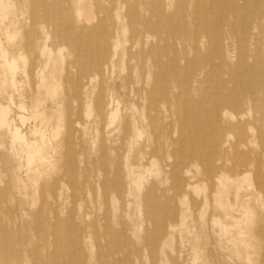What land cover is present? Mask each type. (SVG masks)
<instances>
[{
	"label": "rangeland",
	"instance_id": "374dc122",
	"mask_svg": "<svg viewBox=\"0 0 264 264\" xmlns=\"http://www.w3.org/2000/svg\"><path fill=\"white\" fill-rule=\"evenodd\" d=\"M7 1L8 15L0 21V107L8 108L10 120L9 129L0 126V249L8 248L3 257L12 264H159L164 258L158 251L145 260L142 256L143 238L147 231L153 232L145 220L153 212L145 201L152 198L160 200L161 208L169 213L155 233L157 248L167 243L168 264H264V0H249L245 34L241 27H236L238 32L230 28L236 25V16H241L232 7L244 6L245 0L230 5L221 2L219 22L207 28L219 30L225 39L221 57L215 59L221 60V66L213 69L210 78L204 69L196 72L181 98L175 97L176 87H170L171 103L180 102L197 124L180 122L172 115L151 128L139 126V136L126 124L129 104L140 108V103L127 96L120 59L113 58L112 67L94 77L95 72L91 76L81 70L84 61L76 58L69 42L87 38L100 20L113 49L122 40L116 20L126 13L122 0ZM186 1L190 12L191 0ZM177 2L165 0L170 9L166 17ZM191 18L184 17L186 26L179 39L178 23L173 20L167 31L173 37L171 50L163 43L157 45L167 59L178 48L188 60L194 57L186 40L196 33ZM244 36L246 42L238 41ZM163 37L157 34L148 43ZM208 43L200 39L198 58L217 53L218 47ZM240 44L246 47L243 53ZM179 64L184 66L182 61ZM246 67L251 68L249 96L217 118L213 109L218 110L227 99L222 79L231 70ZM110 99L119 102L112 124L109 115L115 106H109ZM14 129L22 141H12ZM180 132L185 140L181 143L199 152L190 163L177 155ZM130 141L134 142L131 148ZM25 144L41 149V158L28 163ZM140 148L144 152L139 153ZM128 153V163L142 178L141 189L133 188L131 194L123 168ZM151 153L159 174L149 167ZM206 165H211L209 172ZM177 168H181V186L173 189L172 173ZM116 173L121 177L119 191L111 194L105 184H111ZM112 243L120 246L119 251L109 250Z\"/></svg>",
	"mask_w": 264,
	"mask_h": 264
},
{
	"label": "bare ground",
	"instance_id": "6f19581e",
	"mask_svg": "<svg viewBox=\"0 0 264 264\" xmlns=\"http://www.w3.org/2000/svg\"><path fill=\"white\" fill-rule=\"evenodd\" d=\"M130 1L131 0H122L121 1L123 7L126 8V13L123 16L118 15L116 17V20L118 23H120L122 40H120V41L118 40L113 49L109 48V42L111 39L110 34L108 33V31H106L104 29V27L102 25V21H100V20L95 26L92 27L87 38L69 39V42L72 45V48L76 54V58L80 62L84 61V65L80 67L81 70L82 71L84 70L85 72L91 73V76H93V72H95L94 77H96V76L102 75L103 73L107 72V68L113 64V58L117 57L120 59V62L122 63V72L124 73L123 81L129 87L127 96L129 99H135L136 102L140 103V108H138L137 106H135L133 104H129L130 117H129V121L126 122V124L128 125L129 128L132 129L133 134H137L138 136L141 134L139 126H146V127L151 128V127L155 126L157 121L160 119L162 120V122H164V121L167 122V120L172 115H176V119L178 121L181 122V121H187L188 120L189 123L192 126H194L197 123L187 113L186 108L184 106H182L180 102L171 103V101L169 100L168 94L170 92V87L172 85H174V87H176V96L175 97L181 98L182 96L187 94L188 84H190L191 81L195 79L196 72H198L200 69H204L205 70V72H204L205 76L210 78L212 76L213 69L221 66L220 65L222 63L221 60L219 61V63H217L215 61V59H217L218 57H221V56H219L221 54V51H220L221 47L220 46L222 44V41L225 39L221 38L218 35L219 30L218 31L216 30L215 32L214 31L211 32L210 28H209L210 31H207V28L212 23H215L216 21L219 22V16L217 14V11H219L220 6H222L221 2H224V5H228L229 3L232 4L234 0H191L192 5L190 7L188 6V8H190V12H187L188 10H186V8H187L186 2L187 1L186 0H178V2L172 7V9H171L172 12H171L169 17H166V12L170 9H168L167 6L165 5V0H133L134 4H131ZM166 2L171 3V0H166ZM244 4L245 5L241 6V7H235V8L232 7L233 9L231 8L232 9L231 11L238 10L239 13L238 12L237 13L241 14V16L240 15L236 16V20H237L235 23L236 25H230V28L233 31L238 32V29L236 27L237 26L241 27V32H243L245 34V31L247 32L249 29L248 28L249 27V18H250L249 14L251 12L248 11L249 0H245ZM223 7H225V6H223ZM8 10H9L8 1L7 0H0V21L4 20L6 18V16L8 15L7 14ZM220 14L221 13H219V15ZM185 16H188V17L190 16V18L191 17L194 18V19L191 18L190 22L192 23L196 33L192 32L190 34V36H188L186 38L187 44L189 45V50L192 51V54L194 57L192 59L188 60L185 57L186 54L181 52V48H178L179 53L176 52L175 55H173V57L167 59L165 52L160 50V48L157 45H159L160 43H163L164 46L166 47V49H170V50L172 49V47L170 45V39H172L173 37H171V35L169 33H167V31L173 25V20H176L178 23L177 29H179L176 31V37L178 39H179V37H182L183 34H182V31H180V30H183L186 26V21L184 19ZM220 16H222V15H220ZM181 17H183V19H184L183 23H181L179 21V19ZM223 20L225 21V20H227V18H225ZM218 26L222 27L223 25L220 26V24H219ZM215 27H217V26H215ZM211 29H213V28H211ZM221 32H222V30H221ZM127 33L130 34L129 38H128ZM161 33L165 34V37L157 39L155 41V43H154V41H151L152 43H148L149 38L153 39L157 34L159 35ZM202 38H206L209 41V43L212 42V44H214L218 47L217 53L214 54L213 57H209V56L205 55L202 58H198L197 49H198V44L200 43V39H202ZM244 39H245V36L243 39L241 37H239L238 41L246 42V41H244ZM64 43H66V42H64ZM210 46H212V45H210ZM245 48H246L245 46H242V44H240L241 53L244 52ZM214 49L215 48H213V50ZM44 50H45V48H44ZM119 50H120V52H119ZM242 55H244V54H242ZM10 60L11 59L9 58V61ZM180 61H182L184 63V66H181L179 64ZM236 65H237V63H236ZM252 65H254V64H252ZM8 66H9L10 70L14 69L13 63L8 64ZM247 67L245 69H243V68L233 69V70H231V72L229 73V76L226 79H224V78L222 79L221 90L225 92V95H227V99L222 100L221 106L218 110H217L218 107H216L215 110L212 108L213 109L212 113L215 112L217 114L216 117L219 114L221 116L223 111H224L223 112V114H224L226 109H232V108L236 109L237 107H239V105H242L244 103V100L249 96V87H251V86H249V76H250L249 72H250L251 68L247 69ZM252 67H255V66H252ZM221 71H222V69H221ZM73 73H74V71H73ZM255 73H257V72H255ZM259 73H261V72H259ZM91 76H89V82L92 80ZM258 76H259V74H258ZM45 86H47V85H45ZM188 91H189V89H188ZM192 91H193V89H192ZM215 96L217 98V95H215ZM224 96H222V98ZM111 104H113L115 106V109H114V111H111V113L109 115L110 124L115 122V119L118 117V112H119V102H117V101L114 102L113 99H110L109 106ZM208 112H209V110H208ZM8 115H9L8 114V108L0 107V126H5L9 129L10 120H8ZM216 121H217V119H216ZM210 122H211V120H210ZM217 123H218V121H217ZM53 131H55V130H53ZM180 131H182V130H180ZM196 133H197L196 131H193V135ZM11 134H12V132H11ZM12 135H13L12 141H13V138H14V140H20V141L23 140V137L20 135V133L17 129H14ZM176 139H178V138H176ZM183 140H184V134L182 132H180V137L178 139L179 143L176 142L177 150L176 149L175 150L178 151V154H177L178 158L182 154L183 157H185V159L187 160V162L190 163L193 159L195 160V158L199 157L198 156L199 152L197 151L196 148H190L189 146L182 144L181 142H183ZM133 144H134V142L130 141V148H131V146H133ZM175 146L176 145H174L173 147H175ZM25 147H26V149H25L26 150V158H27L28 163H31L36 157L41 158V155H40L42 152L41 149H35L34 147H32L31 145H28V144H25ZM141 152H144L143 148H140L139 153H141ZM126 156L127 157L125 159V163H124L123 168H125V170H126L129 194H131V191L133 188H136L138 191L141 189L142 178H141L140 174L137 175V173L135 172L133 167H131V165L128 163L127 158L129 157V153ZM155 161L156 160L154 159V155H153V153H151L150 154V165H149V167L155 168L154 169L155 172L159 174L160 169H159V166H157V164L155 163ZM179 161H180V159H179ZM181 163H180L181 165H186L185 162H181ZM176 166H180V165H176ZM210 167H211V165H206L205 169L207 168V171L209 172L211 170ZM180 169L181 168H177L172 173L173 179H174L173 189H175V188L178 189L181 186L180 182H178V179H180L182 177V176L180 177V175H181ZM120 179H121V177H120L119 173L114 174L113 182L111 184H105V189H108L111 194L117 193L119 191L118 189L120 186L119 185ZM105 182L106 181H104V183ZM241 188H242V186H241ZM237 189H238V187H237ZM106 192H108V191H106ZM174 196H176V194H174ZM184 199H186L185 195L182 196V201H185ZM145 202H146L145 205L147 204L146 206L150 207L153 211V212L148 213L145 216V220L151 224L153 232L147 231L146 236L143 238L144 246L142 248V250H143L142 256L145 260L147 255L150 258L152 253H154L155 251H158V254L162 258H164L163 260L160 259L159 264H168V260H167V258H165L166 253L164 251L165 247L167 246V243L163 242L157 248L159 240L157 237H155L156 236L155 233H156L157 229H160V220L162 218L167 217V215L169 213H167L166 211L163 210V208H161L162 203L158 199H156L154 201V199L150 198V199H146ZM133 204H134V201H133ZM135 204L138 207V211H139V203H138L137 198H135ZM249 214H251V213H249ZM184 218L185 217H183V219ZM134 237H135L136 242H139L140 237L138 235L137 230H135V232H134ZM103 239H104V237H103ZM97 242H100V241H97ZM125 245H126V243H125ZM7 249H5L6 252H7ZM119 249H120V246L117 244L112 243L109 245V250L119 251ZM5 250L2 248L0 249V264H12L11 259H9V258L7 259L6 257L5 258L3 257ZM192 250H193V248H192ZM29 254L31 255V253H29ZM29 254H28V256H29ZM115 255H116V253H115ZM43 260H45V259H43ZM97 261H99V260H97ZM116 261H118V260H116ZM148 261L146 260V262H148ZM18 263H20V262H18ZM154 263L155 262L152 261V264H154ZM98 264H99V262H98Z\"/></svg>",
	"mask_w": 264,
	"mask_h": 264
}]
</instances>
